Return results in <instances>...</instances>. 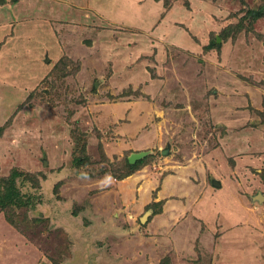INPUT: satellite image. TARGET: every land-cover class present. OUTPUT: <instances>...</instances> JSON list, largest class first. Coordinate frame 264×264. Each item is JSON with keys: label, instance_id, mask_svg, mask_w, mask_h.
Instances as JSON below:
<instances>
[{"label": "rangeland", "instance_id": "374dc122", "mask_svg": "<svg viewBox=\"0 0 264 264\" xmlns=\"http://www.w3.org/2000/svg\"><path fill=\"white\" fill-rule=\"evenodd\" d=\"M62 2L0 3V264H264V0Z\"/></svg>", "mask_w": 264, "mask_h": 264}, {"label": "crops", "instance_id": "0c3cea01", "mask_svg": "<svg viewBox=\"0 0 264 264\" xmlns=\"http://www.w3.org/2000/svg\"><path fill=\"white\" fill-rule=\"evenodd\" d=\"M6 1H9V0H0V3H3V2H6ZM18 1H22V0H18ZM43 1V0H42ZM47 1H56V0H47ZM57 1H63L62 3H65V4H68V8H69V5H70V3L68 2V3H66V2H64V1H71V3H76L77 4V7H73L72 8V12H74L73 13V16H75V13L76 14H78V11H80V14H82L84 11H88V12H91V11H95L94 13L96 14V13H98L97 11V9H94V4H92L91 3V1H93V0H57ZM75 1H83V2H75ZM125 1H128L130 4H136V5H139V6H141L143 3H145L147 0H125ZM152 1H154V2H156V3H161L162 4V6H163V10L166 12V14H165V17L162 19V21L160 22V23H166V20H167V18L169 17V15L172 13V11H174V8L175 7H173V8H170V9H166L165 7H164V5H163V3L162 2H157V1H155V0H152ZM67 6V5H66ZM86 6V7H85ZM91 10V11H90ZM71 12V13H72ZM87 14V13H86ZM86 14H83L84 16H81V17H77V18H79V19H81V18H83V17H85V15ZM70 16H72V15H69V16H67L68 17V21L70 20ZM86 18V17H85ZM67 19V18H66ZM76 20V17H74V20H70V21H74V22H77V21H75ZM167 24V23H166ZM159 28V27H158ZM17 30V29H16ZM28 30H26V33H28L27 32ZM17 35V34H16ZM13 37V36H12ZM236 85V83H235V81H230L229 82V86H235ZM232 89V88H231ZM228 97H229V95H228ZM230 98V97H229ZM242 98H244V100H245V98H246V96H244V97H242ZM230 100V99H229ZM228 108V110H230L231 109V107L230 106H228L227 107ZM232 121L230 120V121H226V123H224L226 126H229V127H232V125H233V122L231 123ZM234 127H232L231 129H233ZM227 138H229V139H234V141H235V144L236 143H238V145H239V143H241V141L243 142V143H246V136H240L239 135V133H238V131H235V132H232V133H230V134H228L227 136H226ZM241 138H242V140H241ZM264 144V143H263ZM263 146V145H262ZM263 169H264V166L263 167H261V169L259 168V169H256V171H258L259 172V176H260V178H261V180H262V182H263V184H264V181H263V179H262V177H261V173H262V171H263ZM171 174L169 173L168 174V176H167V178H165V180L163 181V184L161 185V189H159L158 190V198H156V199H159L160 201H164L163 202V205H162V210H161V212L160 213H158L157 215L159 216L160 215V217L162 216H164L165 214H166V212H168L169 210V207H168V205H169V203L171 202V200H175L176 198L175 197H177L178 195H180L181 194V198H184L185 196L187 197V195H188V201H190L191 199L193 200V201H195V197L194 196H190L189 194H188V192H185V193H183V192H180V193H175V192H173L172 193V191L169 193V194H167V195H165L163 192H164V190L166 189V187H167V185L170 183V182H172V181H170V179H168L169 178V176H170ZM179 178H180V176H178ZM178 178V180L179 181H182L183 179L182 178H180L179 179ZM164 179V178H163ZM214 180H216V181H218L219 183H220V185L219 186H217V185H214L213 184V181ZM174 181H177L176 179L174 180ZM188 181H189V178H188ZM184 183H186L187 185H189L188 183H193V184H195V186H197V188L199 187L198 186V184L197 183H194L193 182V180L190 178V181L189 182H186V181H184ZM211 183H212V185L215 187V188H217V189H220V188H222V186H223V184H222V182L219 180V179H216V178H212V181H211ZM169 187H170V184L168 185ZM197 192L198 191H196L195 193L197 194ZM173 194V196H174V198H172V199H169L168 197H169V195L170 194ZM195 194V195H196ZM258 194H262L263 195V199H264V194L262 193V192H258ZM172 196V195H171ZM194 197V198H193ZM262 199V200H263ZM193 201H191L189 204H193L192 202ZM181 206H183V207H181ZM180 206V208L181 209H175V211H174V216H175V220L176 221H179V220H181V218L183 217L182 215L184 214L185 216L184 217H187V221L186 222H188L189 220L188 219H190V216H189V213L191 214V216L193 215L194 216V212L192 211L193 210V208H194V206L195 205H193V206H191V207H189V206H186L185 204L184 205H181ZM229 209H231V208H229ZM240 209V208H239ZM242 210H243V212H244V208H242ZM153 214H154V212H153ZM230 214H232V215H234L233 213H230ZM236 214V213H235ZM155 215V214H154ZM173 215H169V216H167V222H169L170 220H171V218H172V216ZM180 217V218H179ZM149 217H147L146 218V220L148 219ZM174 218V217H173ZM172 218V219H173ZM244 218H245V212H244ZM193 220V219H192Z\"/></svg>", "mask_w": 264, "mask_h": 264}, {"label": "trees", "instance_id": "16d2710c", "mask_svg": "<svg viewBox=\"0 0 264 264\" xmlns=\"http://www.w3.org/2000/svg\"><path fill=\"white\" fill-rule=\"evenodd\" d=\"M155 1H157V2H162L163 3V5H164V7L166 8V9H170L171 8V3H170V1L171 0H155ZM249 13H251V15H252V17H253V19H258V18H260V17H263L264 16V9L263 8H260V9H258V10H251ZM213 46H215V45H212V43H209V45H208V48H212ZM216 46H219V45H216ZM215 46V47H216ZM207 48V49H208ZM146 159H143V160H140V161H137L136 163H134V164H131L130 162H129V160H128V158L125 160V164H124V166L123 167H125L124 169H125V172H121L120 174H117L116 175V177L118 178V179H120V180H122V179H125V178H127L128 176H130V175H132V174H134L136 171H138L140 168H142L143 166H144V164H145V161ZM119 165V164H118ZM117 165V166H118ZM122 166V165H121ZM115 171H116V169H115ZM114 171V172H115ZM13 176L14 175H16V172H14L13 174H12ZM261 177H262V179H263V181H264V169H263V171H262V173H261ZM10 188V190H12V185H10L9 187H8V189ZM9 191V190H8ZM163 202L164 201H159V203H160V209H158V211H155L154 212V214H158V213H160L161 212V210H162V205H163ZM155 203V201L153 202V203H151V205H153ZM6 205V203L5 204H3V206H5ZM2 206V207H3ZM150 206V205H149ZM13 222V221H12ZM14 224H15V222H13Z\"/></svg>", "mask_w": 264, "mask_h": 264}, {"label": "water", "instance_id": "95a60500", "mask_svg": "<svg viewBox=\"0 0 264 264\" xmlns=\"http://www.w3.org/2000/svg\"><path fill=\"white\" fill-rule=\"evenodd\" d=\"M46 58H47V59H46V62H48V61H49V57H46ZM168 152H169V147L163 149L162 154L166 155V154H168ZM147 153H148L147 151H141V152H135V153H132V154L129 156V162H130V163H135L137 160H139V159L145 157V156L147 155ZM213 184H214V185H217V186L220 185V183H219L218 181H216V180L213 181ZM255 199H257V201H262V199H263V195H262V194H258V195H256ZM147 216H148V214L144 215V216L142 217V221L146 220Z\"/></svg>", "mask_w": 264, "mask_h": 264}]
</instances>
